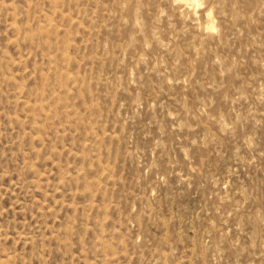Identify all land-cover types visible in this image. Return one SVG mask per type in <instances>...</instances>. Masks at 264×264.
<instances>
[{"label":"rangeland","instance_id":"374dc122","mask_svg":"<svg viewBox=\"0 0 264 264\" xmlns=\"http://www.w3.org/2000/svg\"><path fill=\"white\" fill-rule=\"evenodd\" d=\"M199 2L0 0V264H264V0Z\"/></svg>","mask_w":264,"mask_h":264},{"label":"bare ground","instance_id":"6f19581e","mask_svg":"<svg viewBox=\"0 0 264 264\" xmlns=\"http://www.w3.org/2000/svg\"><path fill=\"white\" fill-rule=\"evenodd\" d=\"M187 7L188 9L190 8L192 10H194V8L201 2H199V0H181ZM196 10V9H195ZM196 12V11H195ZM210 12V11H209Z\"/></svg>","mask_w":264,"mask_h":264}]
</instances>
